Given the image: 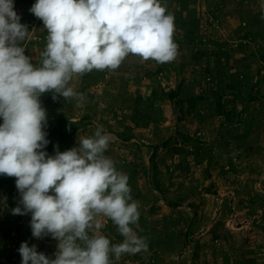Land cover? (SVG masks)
I'll return each instance as SVG.
<instances>
[{
    "label": "rangeland",
    "instance_id": "rangeland-1",
    "mask_svg": "<svg viewBox=\"0 0 264 264\" xmlns=\"http://www.w3.org/2000/svg\"><path fill=\"white\" fill-rule=\"evenodd\" d=\"M33 3L13 0L29 30L22 42L25 54L40 66L47 30L29 11ZM161 4L174 17L176 57L158 63L129 54L115 70L74 74L68 86L84 99L43 94L44 131L63 112L82 126L59 151L77 146L98 125L110 134L104 155L128 177L130 195L139 203L138 223L131 227L147 242L146 251L119 260L110 255L111 264H264V0ZM192 14L196 30L185 37ZM95 74L101 76L87 80ZM178 83L179 96L192 92L196 101L194 108L183 104L191 110L180 121L173 99L163 93ZM155 85L163 90L154 100L156 118L132 127L130 111L138 96L150 95ZM215 89L225 110L238 112L232 123L216 109ZM127 126L132 135L124 140L116 132L126 133ZM18 201L15 178L0 175V264H21V242L54 258L57 242L50 235L32 236L30 214H12ZM97 219L100 234L111 244L122 242L111 219ZM15 254L13 262L9 256Z\"/></svg>",
    "mask_w": 264,
    "mask_h": 264
},
{
    "label": "clouds",
    "instance_id": "clouds-1",
    "mask_svg": "<svg viewBox=\"0 0 264 264\" xmlns=\"http://www.w3.org/2000/svg\"><path fill=\"white\" fill-rule=\"evenodd\" d=\"M47 30L40 66L25 54L27 25L13 0H0V175L14 177L19 192L13 215L30 214L32 236H51L54 258L21 242V264H111L110 255L147 250L136 234L139 203L132 199L126 174L104 155L110 134L97 126L92 136L54 155L44 128L40 97L76 98L74 74L117 69L129 55L158 63L177 55L174 17L161 0H35L29 9ZM117 226L122 242L99 233L97 217ZM91 233V234H90Z\"/></svg>",
    "mask_w": 264,
    "mask_h": 264
},
{
    "label": "trees",
    "instance_id": "trees-1",
    "mask_svg": "<svg viewBox=\"0 0 264 264\" xmlns=\"http://www.w3.org/2000/svg\"><path fill=\"white\" fill-rule=\"evenodd\" d=\"M183 1V0H181ZM185 7V6H183ZM188 17V15H187ZM190 19L189 20H185L186 23H188V25H190L187 29V32L185 33V37H191L190 35L193 34L192 32H194V30H196V25H197V21L195 16L192 14L189 16ZM186 18V17H184ZM187 19V18H186ZM101 75H93L90 76L87 80L89 79H95L96 77H100ZM216 90V89H215ZM214 93L217 97L215 104H216V109H219V111H223V113L226 115L227 118H229L231 120L232 123V118H233V113H237L238 112H232V110H225L224 106H225V102H222L223 100L221 99L220 95H217L218 92L217 90ZM160 91V93L163 91L161 89H159V87H157L156 85L153 86L150 95L148 96H142L139 95L137 100H136V105L131 109L130 111V117H132V121H133V125H131L132 127H142V126H147L149 121L154 120L156 117H153V115L155 114V107H154V100L157 96H160L158 94V92ZM179 91H180V83H178V86L176 89H172V90H168V91H163V93L166 95L165 98L166 99H173V103L174 105H176V111L177 114L175 116L177 121H180L183 119V117L185 116V112H189L191 110V107L194 108L195 107V98H194V93L190 94V96H185L180 97L179 96ZM201 96H198V98ZM156 99H159L158 97ZM189 103L190 106L183 108V104L184 103ZM142 105H140V104ZM188 104V105H189ZM131 106V105H130ZM220 113V112H219ZM231 115V116H230ZM158 117V116H157ZM228 123V124H231ZM82 126V124L76 123L72 120L69 119L68 116H66L63 112H60L58 115H56V119L54 120L53 124L50 126V130H48V132L46 133V139L48 140V144L45 146L44 151H46L49 155H54L55 152L57 150H59L60 148L63 147V145L69 142L70 137ZM131 126H127L128 130L126 131V133L117 131V135L119 137H121L124 140H127L128 138L131 137L132 134L129 133ZM167 142H164V144ZM157 151V145L155 144L153 146V150H152V156L156 153ZM151 159V157H150ZM137 171H130L131 175L136 173ZM130 175V174H129ZM178 202H174V204L171 205H177ZM17 255L19 254H15L12 256H9L10 260L15 262V260L17 259Z\"/></svg>",
    "mask_w": 264,
    "mask_h": 264
}]
</instances>
